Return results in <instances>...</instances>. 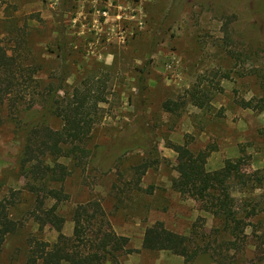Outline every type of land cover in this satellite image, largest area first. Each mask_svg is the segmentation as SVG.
<instances>
[{
	"label": "rangeland",
	"instance_id": "1",
	"mask_svg": "<svg viewBox=\"0 0 264 264\" xmlns=\"http://www.w3.org/2000/svg\"><path fill=\"white\" fill-rule=\"evenodd\" d=\"M17 29L26 33L40 85L62 77L63 92L82 78L104 81L106 100L87 142L91 161L68 177L69 199L59 205L63 233H72V206L96 199L110 227L128 237L131 250L119 254L121 264H184L179 254L141 246L144 228L156 220L198 236L201 245L199 238L211 240L222 261L264 264V0H0L2 43L11 45ZM223 72L227 76L219 77ZM200 79L211 89L210 106L181 103L185 89ZM242 98L258 108L241 107ZM166 100L178 108L165 110ZM29 107L60 125L32 99L13 114L1 108L0 196L15 200L10 212L23 223L6 236L1 264H25L29 234L48 241L57 235L27 217L33 195L17 171L15 120L27 117ZM137 125L139 145L132 147L129 131ZM170 143L208 150V170L241 160L243 176L225 185L245 222L238 246L218 247L226 236L214 238L220 220L200 199L171 187L180 157Z\"/></svg>",
	"mask_w": 264,
	"mask_h": 264
},
{
	"label": "trees",
	"instance_id": "2",
	"mask_svg": "<svg viewBox=\"0 0 264 264\" xmlns=\"http://www.w3.org/2000/svg\"><path fill=\"white\" fill-rule=\"evenodd\" d=\"M26 33L17 29L7 46L0 39V124L1 108L7 113L18 112L29 99L40 104L43 113L60 120L54 127L41 119L36 107L27 109V117H17L15 128L19 141L16 156L17 171L23 178V185L33 195L27 217L38 227L49 225L56 232V238L48 241L29 234L25 239V264H121L118 256L129 252L128 237L114 231L107 216L96 199L77 202L69 211L72 233L62 232L65 216L59 205L69 199L65 183L79 169L83 170L91 161V149L87 142L95 123L100 117V103L106 100L104 81L94 77L77 80L69 91L60 92V81L49 79L40 85L36 78L39 65L31 56ZM219 77H226L223 72ZM210 87L203 79L185 89L184 100L199 108L210 106ZM186 98V99H185ZM244 108H258L249 99H239ZM173 100L162 102L167 111L178 108ZM38 113V114H37ZM45 115V114H44ZM29 116V117H28ZM141 125L129 131L131 144L141 132ZM119 147L122 143L118 144ZM179 155L174 165L177 175L171 180V187L182 195L201 200L202 208L220 220L217 234L225 233L218 247L226 250L238 246L242 240L245 222L232 208L231 197L226 189L230 177L243 176L241 160L226 159L220 168L208 170L205 166L208 150L192 151L184 144L170 143ZM130 147H126L127 149ZM125 148V149H126ZM124 149V150H125ZM126 149V150H127ZM141 164L140 174L146 168ZM139 178V177H138ZM261 180V176L258 177ZM14 199L0 196V251L8 234L18 231L23 223L10 212ZM201 245L198 236L176 232L156 220L147 225L142 234L141 246L148 250H168L183 257L184 264H232L217 257V250L205 240ZM216 254V255H215ZM1 264V262H0Z\"/></svg>",
	"mask_w": 264,
	"mask_h": 264
}]
</instances>
